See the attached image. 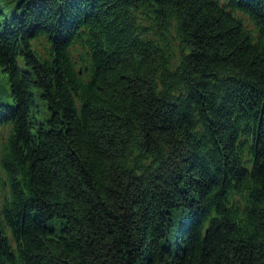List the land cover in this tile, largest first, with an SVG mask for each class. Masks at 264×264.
Masks as SVG:
<instances>
[{
	"label": "trees",
	"instance_id": "1",
	"mask_svg": "<svg viewBox=\"0 0 264 264\" xmlns=\"http://www.w3.org/2000/svg\"><path fill=\"white\" fill-rule=\"evenodd\" d=\"M0 71V264H264V0H0Z\"/></svg>",
	"mask_w": 264,
	"mask_h": 264
},
{
	"label": "rangeland",
	"instance_id": "2",
	"mask_svg": "<svg viewBox=\"0 0 264 264\" xmlns=\"http://www.w3.org/2000/svg\"><path fill=\"white\" fill-rule=\"evenodd\" d=\"M0 89L4 90L6 92H9V89H10L9 77H8V75L2 73L1 71H0ZM47 116H48V114L45 116L42 115V116H40V118L42 120H44ZM56 228H58V227H56Z\"/></svg>",
	"mask_w": 264,
	"mask_h": 264
}]
</instances>
